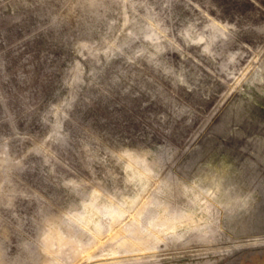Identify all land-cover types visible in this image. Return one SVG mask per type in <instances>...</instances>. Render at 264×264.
Instances as JSON below:
<instances>
[{"label": "rangeland", "instance_id": "374dc122", "mask_svg": "<svg viewBox=\"0 0 264 264\" xmlns=\"http://www.w3.org/2000/svg\"><path fill=\"white\" fill-rule=\"evenodd\" d=\"M0 264H264V0H0Z\"/></svg>", "mask_w": 264, "mask_h": 264}]
</instances>
